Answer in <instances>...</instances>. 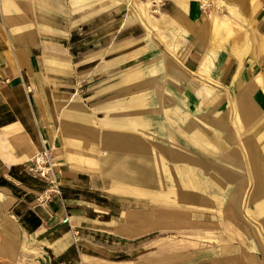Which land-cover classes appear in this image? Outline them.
Returning <instances> with one entry per match:
<instances>
[{
    "label": "crops",
    "instance_id": "1",
    "mask_svg": "<svg viewBox=\"0 0 264 264\" xmlns=\"http://www.w3.org/2000/svg\"><path fill=\"white\" fill-rule=\"evenodd\" d=\"M111 2L0 0V264H264V213H248L264 200L249 152L264 142V0L135 7L148 31ZM43 141L61 197L39 204L50 186L26 165Z\"/></svg>",
    "mask_w": 264,
    "mask_h": 264
},
{
    "label": "rangeland",
    "instance_id": "2",
    "mask_svg": "<svg viewBox=\"0 0 264 264\" xmlns=\"http://www.w3.org/2000/svg\"><path fill=\"white\" fill-rule=\"evenodd\" d=\"M65 1H66V4H67V0H65ZM68 1L70 2L72 0H68ZM108 1H110V2H108ZM111 1L112 0H105V2H101V0H94V6L91 7L92 8V12L93 13L94 12L96 13L97 11L100 12L102 10L103 4H105L107 6H111V3H112ZM122 1L123 2L121 3V5H124V6H121L120 8L118 7V8L110 9L109 12H110L111 15L112 14L115 15L116 13H120L121 11H123L121 13H124V10L126 8L129 9L128 7H130V8H135L136 7V9L139 11L140 10L139 8H142L141 7L142 5H143V9L146 10V17H148L147 16V12H150L151 13V15L148 14L150 17H152V15L154 17L157 14L161 13V12H159L157 10V12H155L156 14H154V12H152V9H151V4L149 5V2L147 0H128L129 1V2L127 1L128 4L126 3V1H124V0H122ZM222 1L223 0H215V2H216L215 7H214V14H215V16H217L218 14H220V15L226 14V11L224 10L225 9V4ZM90 2H91V0H90ZM79 3H80V5L83 6V4L81 2H79ZM70 5H71V3H70ZM144 5L145 6L147 5L146 7H147L148 11H147V9H146V7ZM68 7H70V6H68ZM82 9H85V8H81V9L78 8V9H75V10L73 9V11H81ZM118 11H120V12H118ZM83 16H85V13L84 14H81V15H78L77 18H80L81 19ZM75 97H76V95H74L72 97V99H74ZM235 105L236 104L233 105V110H234L233 111L234 112L233 114L235 115V121L239 124V126H242V121L243 120H242V117L238 115L237 107ZM192 110H198V109L196 107H191V116H192ZM196 115H197V113H196ZM226 116H227V114H226ZM194 120H196V119H194ZM207 120H209V119H207ZM211 120H213L215 122V117L213 119H211ZM215 124H217V123L215 122ZM190 126H191V123H190ZM195 126H197V125L195 124ZM217 126H218V124H217ZM205 129H206L205 131H208L209 130V133H210L211 130L214 129V127L212 125H209L208 123H206L205 124ZM219 131H220V128H219ZM193 136L195 137L196 141H199L197 134H193ZM222 136L226 139V137L223 134H222ZM262 140L264 141V134L262 136ZM199 145L202 146L203 150H205L207 148V150L209 149V150H212L213 152L214 151H217L218 153L224 152L223 153V157H225L224 154H226V156H228L229 159H234V160L238 159V160H241L242 157H243V154H242V152L240 150L241 149L240 146H238V145L231 146L229 140H228V146L225 147V148H223V147H217L215 145H212L211 143H208L206 139L205 140H202V138L200 137V144ZM249 152H250L251 156L254 159V161L252 160L253 163H254L253 164V171H254V174H255V182L257 183V188L255 189V193L258 194V198H259L262 195L264 196V165H262V162H261V161L264 160L263 159L264 158V142L261 145H259L258 142L256 141L253 144V150H252V147L250 146ZM53 156H54V153H53ZM260 158H261V160H260ZM238 163H240V161ZM243 168L244 167L242 165H236L234 167V169H236L237 171H240V172L243 171ZM231 169H232V167H231ZM230 178H228V179H230ZM243 185H245V181L239 183L237 185L236 189L234 190V192L232 193L233 200L235 202V204L233 203L234 204L233 206L236 205V202H238V200H239L238 197L241 196L242 193H243V190H242V188H244ZM174 195L176 196V193H174ZM216 198L218 199V197H216ZM188 200H190V201L196 200V202H198V200L196 199V197L194 195H192V194H189L188 195ZM241 200H242L241 202L243 204V196L241 197ZM218 205L221 206L222 203L220 202V203H218ZM252 209H253V211H252ZM248 213L249 214H254L257 217H262V213H264V200H259L258 199V201H254L253 208H248ZM253 223L254 224H251V222H250V224L254 228L255 233L257 232V234L259 236V239L261 241H263L262 239H263L264 229H259V228H257V226L258 227H261V225H262V227L264 228V220H262L261 223H260V221L257 220L256 217H254V222ZM257 258H258L257 256L254 257V264H258L259 263L258 260H257Z\"/></svg>",
    "mask_w": 264,
    "mask_h": 264
},
{
    "label": "built area",
    "instance_id": "3",
    "mask_svg": "<svg viewBox=\"0 0 264 264\" xmlns=\"http://www.w3.org/2000/svg\"><path fill=\"white\" fill-rule=\"evenodd\" d=\"M151 4L152 12H156L163 7L164 0H147ZM201 9L204 12H210L215 7V0H198ZM155 14V13H154ZM29 173L46 181L50 188L46 189L40 196L37 197L39 204L52 201L54 195L61 197L60 184L55 172V159L53 151L48 146L46 141H43V149L38 152L26 165ZM64 223L70 225L69 218L64 219ZM74 235V242H79V231L74 230L71 226Z\"/></svg>",
    "mask_w": 264,
    "mask_h": 264
},
{
    "label": "bare ground",
    "instance_id": "4",
    "mask_svg": "<svg viewBox=\"0 0 264 264\" xmlns=\"http://www.w3.org/2000/svg\"><path fill=\"white\" fill-rule=\"evenodd\" d=\"M149 5H150V3H149ZM145 6V5H144ZM147 6V5H146ZM145 6V7H146ZM146 9H147V7H146ZM133 10L134 11H136V9L135 8H133ZM148 10V9H147ZM157 12V11H156ZM136 13H137V16H138V18H139V20H140V22L142 23V25L145 27V25H144V23H143V21H142V18H141V16H140V14L136 11ZM155 13V12H154ZM149 14L151 15V13L149 12ZM219 16H222V15H220V14H218ZM153 16V15H152ZM145 29H146V27H145ZM147 30V29H146ZM148 31V30H147ZM86 162V161H85Z\"/></svg>",
    "mask_w": 264,
    "mask_h": 264
}]
</instances>
